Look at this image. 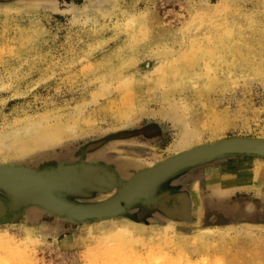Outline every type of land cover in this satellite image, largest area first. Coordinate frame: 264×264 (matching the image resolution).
Segmentation results:
<instances>
[{"label": "rangeland", "instance_id": "obj_1", "mask_svg": "<svg viewBox=\"0 0 264 264\" xmlns=\"http://www.w3.org/2000/svg\"><path fill=\"white\" fill-rule=\"evenodd\" d=\"M57 126L53 148L8 149ZM184 132L194 137L181 147ZM238 138L264 140V0H0V166L63 179L57 200L107 202L168 158ZM256 164L264 159L200 163L100 221L9 212L0 191V234L22 244L0 246V264H264L259 181L207 183L223 175L229 190ZM178 197L184 219L171 213ZM118 230L145 237L90 238Z\"/></svg>", "mask_w": 264, "mask_h": 264}, {"label": "bare ground", "instance_id": "obj_2", "mask_svg": "<svg viewBox=\"0 0 264 264\" xmlns=\"http://www.w3.org/2000/svg\"><path fill=\"white\" fill-rule=\"evenodd\" d=\"M163 115H165V114H163ZM59 127L57 129L54 127H50V128H48V130L47 129L36 130L35 133L28 135V137H26L25 139H14L13 138V140L8 142V144H9L8 149L10 152H12V154L15 158L16 157L22 158V157H25L27 155L34 153L37 150H42L45 148L48 149L51 147L53 148L54 146L58 145L62 139L61 135H63V133H62L61 127L60 128ZM184 128H186V127H184ZM27 132H28V130L25 128V131L22 134H25ZM191 137L193 138L194 136H192V135L190 136V134H188L187 132H184L180 138L179 145L181 147L187 146L193 140V139H191ZM205 146H207V145H205ZM201 147H199L201 149H196L194 152H191V153H186V152L181 153L177 156H180L182 154H184V155L177 158L176 160L168 163L167 165L161 166L159 169H157L155 171H152L150 173H147V174L141 176L133 184H130L122 192V194L118 198L113 199L110 202L108 201V202L104 203V205L100 206L99 208L96 207V208L72 209L70 207L62 205L63 202L61 204V201L59 202V200L54 199L52 196L50 197L49 195L45 194L44 192H36V190L34 188H32L31 186H28L27 184L23 183L22 181H20L16 178L12 179L9 177H4L1 174H0V184L5 186V188L8 191H10L11 193L14 194L15 199L13 198L14 200L12 201L14 203V205H17V202L19 203L22 201L21 199L25 198V199L33 200L42 206L47 205L53 209H57L60 211L75 212V213L93 211V212L99 213L100 211H110V210L116 208L117 206H120V207L123 206L122 204L124 202H126L128 200V198L134 192L138 191L144 184H146L148 181H150L154 177L161 175L162 173L166 172L167 170H170L171 168H173L177 165H180V164H183L186 162L189 163V162L193 161L194 159L201 158L202 156L203 157L210 156V155L218 152L221 148H223V149L226 148V150H230V151L235 150V149H249V148L262 149L261 145H258L255 143H250L249 141H244L241 139H228V140H223V143L221 142L220 144H217L213 147H206V148H204V146H201ZM8 149H7V151H8ZM187 152H190V150ZM250 173H251V175L253 174L254 180L259 181L258 182L259 185L264 190V165H260V164H256L254 167H252L250 169H244L242 171L241 176H237L236 181L232 182V184H231L232 187L229 190H228L229 187H227L229 184H228V182H226V178L223 175L222 176L217 175V176L211 177V178H209V181L207 183H208V186L211 188L216 189V187H217L218 188L217 190L226 189L227 191H230V190L236 189L237 187L239 188L240 185L246 186L247 183L245 184V183H243V181H245V178H247L250 175ZM225 182H226V184H225ZM240 183H243V184H240ZM193 194H194L193 195L194 196L193 201L195 202L194 207L198 208V206H199L198 192L195 191V193H193ZM177 200H179V201L172 205V211H174L175 213H179V214L182 213L183 215L186 216V211H188V209H189V207L187 205V201L182 197H178ZM106 232L111 233L112 231L108 230ZM210 232H213V231H209V233ZM110 233H106V235H90V238L93 241H101L102 239L107 238V237L134 238V239L138 238L139 240L144 239V237H145L144 234H139V233H135L133 231L131 232V231H127V230H118V232H116V233L114 232L115 234L112 233V235ZM205 233L206 232H204V234ZM158 236L164 237L166 239V237L168 236V233L167 234L164 233V234L158 235ZM25 240L31 245L35 244V243H40V242H38L37 239L30 238V237H26ZM140 242H141V240H140ZM59 243H63V244H59V246H61V247H65L67 245V243H64L61 241H59ZM11 244L14 246L17 243L11 241L10 237H8L5 233L0 234V246H9ZM17 245L21 246L22 244H17ZM18 246H15V247H18ZM31 264H37V263L35 261H32Z\"/></svg>", "mask_w": 264, "mask_h": 264}, {"label": "water", "instance_id": "obj_3", "mask_svg": "<svg viewBox=\"0 0 264 264\" xmlns=\"http://www.w3.org/2000/svg\"><path fill=\"white\" fill-rule=\"evenodd\" d=\"M240 139V138H238ZM244 141H249L250 143H255L258 145L262 146V149H257V148H249V149H235V150H226V148H221L218 152L210 155V156H206V157H201L199 159H194L193 161L189 162V163H183L180 165H177L173 168H171L170 170H167L166 172L162 173L161 175L154 177L153 179H151L150 181H148L146 184H144L138 191L134 192L126 202H124L122 205L123 206H117L116 208L110 210V211H100L99 213L97 212H93V211H88V212H81V213H75V212H66V211H60L57 209H53L47 205H40L39 203L30 200V199H21V202H17V205L13 206L10 205L9 203V208L8 211L9 212H14L15 210L21 208V207H27V206H33L36 208L41 209L42 211L46 212V213H50L52 215H55L57 217L63 218V219H68V220H73V221H77V222H84L87 220H94V221H100L102 219L105 218H111L113 216H116L120 213H122L124 211L125 208H127L134 200H136L137 198L143 196L145 193H147V191H149V189H151L153 186H155L156 184H158L159 182L163 181L164 179H167L168 177L174 175L177 172H180L181 170L187 169V168H191L195 165H198L200 163L215 159V158H219L222 156H226V155H247V156H255V157H259V158H263L264 159V140H258V139H241ZM223 143V141H219L217 143L214 144H210L207 146H204V148L206 147H213L217 144ZM202 148V147H201ZM199 147H193L192 149H190V152L186 153H191L194 152L196 149H201ZM189 151V150H188ZM184 153V152H183ZM185 153V154H186ZM179 155V154H178ZM184 154L180 155V156H173L171 158H168L167 160H165L164 162L159 163L158 165H156L153 168L150 169H146L138 174H136L135 176H137L136 178H132L131 180H129L122 188L121 190L117 193V195L111 199H109V202L112 201L113 199L118 198L122 192L130 185L133 184L137 179H139L141 176L150 173L152 171H155L157 169H159L161 166L163 165H167L168 163L176 160L177 158L183 156ZM0 174L4 177H9V178H16L20 181H22L23 183L27 184L28 186H31L32 188H34L36 190V192H44L45 194L49 195L50 197L52 196L53 198L55 196H53L52 192L57 189V188H61V181L59 178H53V179H46V178H41L35 175H31L28 173H25L23 170H14V169H6L3 166H0ZM0 191L3 192L6 195V198L9 200L11 199L12 201L15 199L14 198V194L11 193L10 191H8L5 186L0 184ZM14 198V199H13ZM57 198V197H56ZM54 198V199H56ZM10 201V200H9ZM11 202V201H10ZM60 202V201H59ZM64 202V201H63ZM108 202V200H107ZM104 203H106L104 201ZM103 202L98 203V204H93V205H75V204H70L67 202H64L62 205H65L67 207H70L72 209H76V208H99L100 206L104 205ZM1 205V202H0ZM47 206V207H46ZM1 208V207H0ZM172 214L178 216L181 219L185 218V215L179 214V213H175L174 211H171ZM2 215V211L0 209V216ZM187 216V215H186Z\"/></svg>", "mask_w": 264, "mask_h": 264}]
</instances>
